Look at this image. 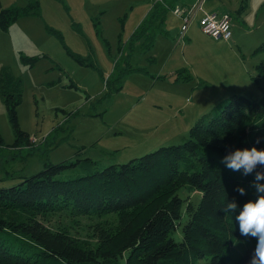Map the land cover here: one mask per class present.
<instances>
[{
	"label": "rangeland",
	"instance_id": "374dc122",
	"mask_svg": "<svg viewBox=\"0 0 264 264\" xmlns=\"http://www.w3.org/2000/svg\"><path fill=\"white\" fill-rule=\"evenodd\" d=\"M179 2L183 3L177 6L193 11L184 35L182 17L169 8L163 24L168 35L158 34L147 52L139 42L130 50L129 39L152 6L164 0H39L38 15L22 16L7 30L0 29V68L8 66L23 83L17 107L20 127L33 137V149L41 147L54 128L58 134L45 155L35 151L25 157L28 148H9L14 135L0 98L5 143L0 149V178L7 177L0 184L34 174L44 158L58 162L90 157L103 165L124 163L160 146L182 143L194 121L218 112L232 93L262 97L263 82L255 65L264 53L254 50L264 41V0H206L200 8L199 0ZM26 3L0 0L3 8ZM222 9L231 19L229 40L212 38L199 25L204 10L220 13ZM20 54L38 58L29 67ZM134 67L142 70L124 74L115 90L118 72ZM181 68L187 69L190 80L175 79ZM185 194V189L179 190L180 196ZM189 195L194 202L200 196L195 190ZM134 213L140 216L144 209ZM120 214L50 212L36 219L50 231L93 249L102 231L117 236L114 233L123 225ZM3 216L20 221L26 214L8 211ZM172 235L179 240L180 229ZM259 238L258 233L236 240L229 254L238 258Z\"/></svg>",
	"mask_w": 264,
	"mask_h": 264
},
{
	"label": "trees",
	"instance_id": "16d2710c",
	"mask_svg": "<svg viewBox=\"0 0 264 264\" xmlns=\"http://www.w3.org/2000/svg\"><path fill=\"white\" fill-rule=\"evenodd\" d=\"M176 1L152 6L130 36V50L139 42L147 52L158 34L168 35L163 24ZM39 13V0L6 8L0 4V29L7 30L22 16ZM257 51L264 53V41ZM37 58L20 54L21 62L29 67ZM255 68L263 82L262 97L256 100L230 94L218 112L194 121L182 143L160 146L120 164L103 165L90 157L58 162L44 158L34 174L17 175L13 184H0V264H250L257 242L236 259L229 248L252 235L251 230L240 235L236 217L246 202L264 196V162L257 161L250 169L245 165L233 169L227 158L237 150H264V54ZM139 70L118 72L115 90L121 87L124 74ZM175 74L176 80L191 79L185 68ZM22 86L21 78L8 66L0 68V98L14 135L8 147L28 148L25 157L35 151L45 155L56 143L57 129L41 147L33 149V137L18 121ZM4 145L0 133V149ZM70 170L78 172L66 175ZM238 186L244 188V195L239 194ZM180 189H185L184 196L179 195ZM194 190L200 195L196 202L189 195ZM229 203H236V209L229 208ZM140 207L144 213L139 216L134 212ZM8 211H24L25 219L9 220L3 216ZM50 212L122 213L119 221L123 225L115 238L102 231L98 245L88 249L36 219ZM179 229L181 238L177 240L172 234Z\"/></svg>",
	"mask_w": 264,
	"mask_h": 264
},
{
	"label": "clouds",
	"instance_id": "9594fccd",
	"mask_svg": "<svg viewBox=\"0 0 264 264\" xmlns=\"http://www.w3.org/2000/svg\"><path fill=\"white\" fill-rule=\"evenodd\" d=\"M227 159L229 168L239 169L241 165H245L250 169L257 161L264 162V150H258L255 147L251 150H237ZM237 191L240 195L245 194L243 187L238 186ZM228 207L236 209L237 205L236 203H229ZM236 219L239 220L241 236L249 233L250 230L253 236L260 234L250 264H264V196H258L255 201L249 200L246 202Z\"/></svg>",
	"mask_w": 264,
	"mask_h": 264
},
{
	"label": "built area",
	"instance_id": "2783aa9c",
	"mask_svg": "<svg viewBox=\"0 0 264 264\" xmlns=\"http://www.w3.org/2000/svg\"><path fill=\"white\" fill-rule=\"evenodd\" d=\"M203 1L199 0L200 6L198 8L201 7ZM173 10L174 13L180 15L183 19V24L180 28L181 36H183L192 18L193 11L179 6H175ZM199 25L201 31L212 38H220L223 40H229L231 38V19L226 13L203 12L199 20Z\"/></svg>",
	"mask_w": 264,
	"mask_h": 264
},
{
	"label": "crops",
	"instance_id": "0c3cea01",
	"mask_svg": "<svg viewBox=\"0 0 264 264\" xmlns=\"http://www.w3.org/2000/svg\"><path fill=\"white\" fill-rule=\"evenodd\" d=\"M179 1H181V0H178V1H176L175 2V5L177 6V5H182V3H180ZM206 2V0L204 1V3ZM204 3L202 4L203 6H204ZM204 12H205V10H204ZM206 12H208V11H206ZM210 12H215V11H210ZM221 13H226V14H229V13H227V12H225L223 9L220 11V13L219 14H221ZM232 25V24H231ZM160 35V34H159ZM161 36H163V35H161ZM232 36V35H231Z\"/></svg>",
	"mask_w": 264,
	"mask_h": 264
}]
</instances>
